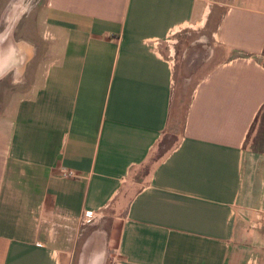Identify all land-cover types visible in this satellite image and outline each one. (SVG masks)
<instances>
[{"label": "crops", "instance_id": "crops-1", "mask_svg": "<svg viewBox=\"0 0 264 264\" xmlns=\"http://www.w3.org/2000/svg\"><path fill=\"white\" fill-rule=\"evenodd\" d=\"M208 5L43 0V62L29 19L1 8L0 264H264V150L245 143L264 107V0L210 20ZM199 22L214 62L175 143L135 179L171 120L178 69L161 46Z\"/></svg>", "mask_w": 264, "mask_h": 264}, {"label": "rangeland", "instance_id": "rangeland-1", "mask_svg": "<svg viewBox=\"0 0 264 264\" xmlns=\"http://www.w3.org/2000/svg\"><path fill=\"white\" fill-rule=\"evenodd\" d=\"M207 1L211 4L208 5L210 8L209 20L212 18L213 8H217L220 11L227 6L225 3L228 2V0ZM42 2L43 0H0V10L7 5L13 9L7 20L11 18L16 21L17 17L21 16L17 20L18 28L26 19H29V25L23 28L36 41L35 51L37 54H35V62L46 60V52L42 53L46 44L41 41H45V37L48 34L44 31V27L40 26L35 13L42 5ZM216 3L218 5H214ZM18 28L15 33L16 36L20 34ZM168 39L163 42L161 52L172 58L176 69H178V75L171 94V112L169 116L171 120L168 121L164 133L155 143L148 157L133 171L135 179L141 180L148 172L152 162L163 155L175 143L177 133L181 128L184 104L190 89L195 80L214 62L217 51L215 39L208 31L207 26L203 25V22L182 27L169 35ZM262 59L264 60V56H262ZM172 114H174L173 117ZM245 143L248 147L264 150V107L261 109L253 126L249 129V135L245 139ZM112 243L114 244L113 241Z\"/></svg>", "mask_w": 264, "mask_h": 264}, {"label": "built area", "instance_id": "built-area-1", "mask_svg": "<svg viewBox=\"0 0 264 264\" xmlns=\"http://www.w3.org/2000/svg\"><path fill=\"white\" fill-rule=\"evenodd\" d=\"M263 56H264V50H263ZM61 174L63 176H74V172L70 169H64L61 171ZM95 214V211L93 210H84L81 213V221L88 222L92 219L93 215ZM252 225L254 227H261L264 226V213H258L255 215L254 220L252 222Z\"/></svg>", "mask_w": 264, "mask_h": 264}, {"label": "bare ground", "instance_id": "bare-ground-1", "mask_svg": "<svg viewBox=\"0 0 264 264\" xmlns=\"http://www.w3.org/2000/svg\"><path fill=\"white\" fill-rule=\"evenodd\" d=\"M19 73V72H18Z\"/></svg>", "mask_w": 264, "mask_h": 264}]
</instances>
